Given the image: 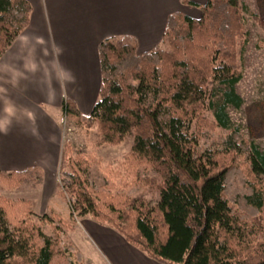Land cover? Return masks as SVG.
Wrapping results in <instances>:
<instances>
[{"label": "trees", "instance_id": "1", "mask_svg": "<svg viewBox=\"0 0 264 264\" xmlns=\"http://www.w3.org/2000/svg\"><path fill=\"white\" fill-rule=\"evenodd\" d=\"M198 7L199 18L168 16L162 47L138 53L132 37L104 39L90 112L63 101L69 121L95 128L97 145H116L133 130L130 190L96 184L90 163L64 146L57 196L67 217L53 208L42 216L56 222L51 238L31 219L30 200L0 197V264H83L65 234L86 218L161 264H264V148L232 126L228 111L243 102L236 91L243 7L238 0ZM30 12L27 0H0V56ZM42 177L38 166L0 174L7 188H37ZM143 188L157 191L154 205L132 196Z\"/></svg>", "mask_w": 264, "mask_h": 264}, {"label": "crops", "instance_id": "2", "mask_svg": "<svg viewBox=\"0 0 264 264\" xmlns=\"http://www.w3.org/2000/svg\"><path fill=\"white\" fill-rule=\"evenodd\" d=\"M27 1L31 6L28 26L0 57V87L5 89L0 92V120L6 119L5 104L14 106V115L7 117L9 122L5 127L10 126L9 130H13L17 138L2 145L0 169L19 171L38 166L42 170L41 184L48 170L52 186V170L60 156L59 123L40 128L35 121L34 105L31 101H22L20 94L24 92L39 100L44 94L46 102L58 111L68 98L81 114H88L100 85V42L106 38L132 37L138 53L149 51L160 45L170 14L180 12L198 18L199 12L190 11L186 1L197 6L204 2ZM38 66L42 67L44 78L34 76L33 71ZM53 81L59 85L57 92ZM71 235V243L80 253L83 264L87 260L91 264H161L128 243L115 229L90 218L78 220Z\"/></svg>", "mask_w": 264, "mask_h": 264}, {"label": "rangeland", "instance_id": "3", "mask_svg": "<svg viewBox=\"0 0 264 264\" xmlns=\"http://www.w3.org/2000/svg\"><path fill=\"white\" fill-rule=\"evenodd\" d=\"M200 1L205 4L206 0ZM238 3L243 7L242 17L246 32L240 40V51L237 55L242 71V78L236 85V91L241 96L243 102L239 108H230L228 111L232 126L238 128L246 139L264 148V0H238ZM187 6H189L190 11L199 12L201 15L200 9L196 4L192 3V6L186 4ZM197 7L199 11H197ZM117 43H121V40L117 41ZM162 46L164 45H159V47ZM33 74L34 76L44 78L43 69L40 66L33 71ZM52 86L56 88V92L59 90L57 82L53 81ZM20 96L22 101H31L34 105L37 114L35 121L40 128H45L52 122L59 123L61 131L60 156L57 166H54L52 170V186H50V172L46 170L43 184L37 188L32 187L29 183H20L18 187L7 188L0 180V197L10 200H30L33 206L31 219L40 227L45 235L52 238V226L56 222L46 220L49 219L50 208L67 217L64 203L57 196L60 190L58 170L64 146H69V154L71 156H81L90 163L89 174L96 184H101L103 181L108 180L115 188L126 192L130 190L134 178L127 165V154L129 153L134 134L133 130H130L125 138L116 145H97V135L94 127L88 130L77 127L66 118L62 109L58 111L53 105L46 102L44 94H42L41 100L32 98V96L24 92ZM9 129L10 126L0 131V156L2 154V145L7 141L17 139L16 133ZM217 136H219V132ZM11 171L0 169V174L7 176ZM132 196L139 198L150 206L158 201V193L155 189H138L132 192ZM42 216L46 219H42ZM72 231L68 230L65 234L67 242L70 243ZM85 250L84 253H86ZM85 262L86 264H91L88 260Z\"/></svg>", "mask_w": 264, "mask_h": 264}, {"label": "clouds", "instance_id": "4", "mask_svg": "<svg viewBox=\"0 0 264 264\" xmlns=\"http://www.w3.org/2000/svg\"><path fill=\"white\" fill-rule=\"evenodd\" d=\"M13 74L16 75L15 70H12ZM5 91L4 88L0 87V92ZM4 113L6 114V119L5 120H0V131L5 130V124L8 123L9 121L7 120V117H11L14 115V107L10 103H6L3 109Z\"/></svg>", "mask_w": 264, "mask_h": 264}]
</instances>
